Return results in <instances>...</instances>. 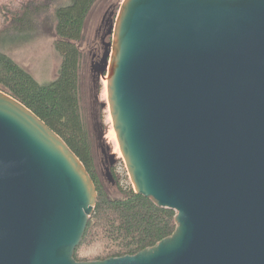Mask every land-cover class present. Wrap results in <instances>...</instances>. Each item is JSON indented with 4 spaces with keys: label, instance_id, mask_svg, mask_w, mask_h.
Here are the masks:
<instances>
[{
    "label": "water",
    "instance_id": "1",
    "mask_svg": "<svg viewBox=\"0 0 264 264\" xmlns=\"http://www.w3.org/2000/svg\"><path fill=\"white\" fill-rule=\"evenodd\" d=\"M108 34L96 68L122 156L175 230L77 261L94 180L0 90V264H264V0H123Z\"/></svg>",
    "mask_w": 264,
    "mask_h": 264
},
{
    "label": "trees",
    "instance_id": "2",
    "mask_svg": "<svg viewBox=\"0 0 264 264\" xmlns=\"http://www.w3.org/2000/svg\"><path fill=\"white\" fill-rule=\"evenodd\" d=\"M97 0H0V90L49 125L84 163L97 188V202L74 257L77 261L133 255L172 234L176 212L121 187L110 196L94 167L90 136L81 112L80 67L86 19ZM121 2L119 3L121 5ZM118 6V9L120 8ZM56 37L62 61L56 78L38 82L3 49L7 42L38 34Z\"/></svg>",
    "mask_w": 264,
    "mask_h": 264
},
{
    "label": "rangeland",
    "instance_id": "3",
    "mask_svg": "<svg viewBox=\"0 0 264 264\" xmlns=\"http://www.w3.org/2000/svg\"><path fill=\"white\" fill-rule=\"evenodd\" d=\"M123 1V0H122ZM121 0H97L85 23L80 67L81 112L89 132L97 177L110 196H121V187L132 184L113 127L106 87L107 72L96 68L105 51L102 38L116 22ZM52 35L38 34L28 41L7 42L3 49L38 82L56 78L62 58L56 51ZM133 186V184H132Z\"/></svg>",
    "mask_w": 264,
    "mask_h": 264
},
{
    "label": "bare ground",
    "instance_id": "4",
    "mask_svg": "<svg viewBox=\"0 0 264 264\" xmlns=\"http://www.w3.org/2000/svg\"><path fill=\"white\" fill-rule=\"evenodd\" d=\"M107 84H108V83H107V79H106V87H107ZM115 135H116V134H115Z\"/></svg>",
    "mask_w": 264,
    "mask_h": 264
}]
</instances>
